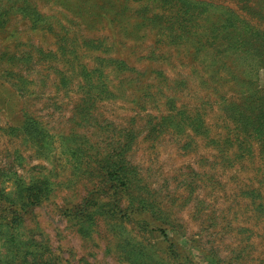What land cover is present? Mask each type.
<instances>
[{"label": "rangeland", "instance_id": "1", "mask_svg": "<svg viewBox=\"0 0 264 264\" xmlns=\"http://www.w3.org/2000/svg\"><path fill=\"white\" fill-rule=\"evenodd\" d=\"M0 264H264V0H0Z\"/></svg>", "mask_w": 264, "mask_h": 264}]
</instances>
